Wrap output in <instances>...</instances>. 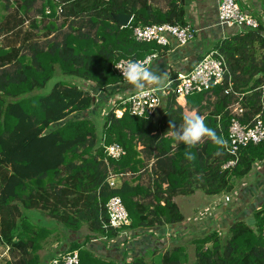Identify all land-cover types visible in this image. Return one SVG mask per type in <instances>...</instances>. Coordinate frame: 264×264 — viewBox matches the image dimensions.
Returning a JSON list of instances; mask_svg holds the SVG:
<instances>
[{
	"label": "trees",
	"instance_id": "trees-1",
	"mask_svg": "<svg viewBox=\"0 0 264 264\" xmlns=\"http://www.w3.org/2000/svg\"><path fill=\"white\" fill-rule=\"evenodd\" d=\"M0 2L7 12L0 19V37H21L18 46L0 45V240L22 253L19 264H50L66 251H77L79 264H154L151 257L161 247L149 249L145 238L131 257L129 247L106 248L118 236V230L108 227L109 198H121L129 229H160L183 222L176 197L196 191L211 197L231 193L256 163L264 161V144H250L239 151L233 168L222 169L231 158L226 151L230 107L239 103L244 123L256 115L264 123L261 26L244 28L218 42L214 48L228 70L224 81L185 98L186 106L196 109L225 143L218 145L205 136L188 146L172 128V123L182 126L186 117L174 95L168 96L157 119L155 114L136 117L128 111L116 117L109 108L100 133L93 120L114 90L106 96L96 93L120 82L114 63L143 59L160 50L154 42L135 41L132 29L164 23L185 26L183 0H165L164 10L152 0ZM119 14L132 17L127 27L115 19ZM26 22L30 30L23 29ZM57 71L59 79L40 95ZM112 143L125 151L117 160L104 154L103 145ZM110 175L121 176L119 186H109ZM258 182L259 187L250 186L261 201L253 211L255 221L234 219L224 239L213 230L195 240L194 264H264V183ZM243 188L242 193L249 191ZM32 211L62 225L64 242L58 252L38 256L41 241L57 227L32 223L27 215ZM83 225L88 233L80 240ZM104 237L106 241L98 242L105 248L102 254L87 248L93 239ZM106 251L120 252L123 258L111 259ZM184 251L177 246L164 252L161 264H184Z\"/></svg>",
	"mask_w": 264,
	"mask_h": 264
},
{
	"label": "built area",
	"instance_id": "built-area-1",
	"mask_svg": "<svg viewBox=\"0 0 264 264\" xmlns=\"http://www.w3.org/2000/svg\"><path fill=\"white\" fill-rule=\"evenodd\" d=\"M217 20L218 25L221 27L231 29H257L261 26L253 14L244 10L239 5L238 0H219ZM262 34H264V29ZM193 36L194 30L188 25L180 26L164 23L137 26L132 29V38L135 41L143 43L154 42L161 47L169 45V37L175 40L177 47H183L193 39ZM156 57L157 53L154 52L138 61L148 68ZM128 60L130 59H120L113 65V71L120 78V82L114 87H108L96 93V96H106L107 93L114 90L111 96L106 97L105 103L108 109L113 110L116 117H121L125 111L136 117L153 116L165 106L169 95H174L176 100L185 99L192 94L201 93L208 90L211 86L222 83L228 73L224 57L217 51H212L200 58L189 71L177 73L164 86H146L143 90H136L122 76V69ZM125 84L128 87L117 90V87ZM230 114L232 117L228 127L226 151L231 158L224 163L222 169H231L236 165L239 151L242 148L250 144H264V123L260 115H256L247 123L242 122L240 117L243 114V109L239 103H235L230 107ZM103 148L105 157L113 160H117L125 154L124 149L117 143L103 145ZM115 177L114 175L109 176L108 184L110 187L117 186ZM238 198V195L234 199L222 196L213 201L208 207L200 211L202 216L194 217L197 229L204 232L216 230L219 233V223L233 215L231 212L234 209V200L236 201ZM105 209L108 216V227L118 230L116 239L121 242V244L117 241L113 243L112 240H109L105 246L109 249L114 244H118L122 250L129 247V257L138 252L139 247L137 243H140L144 238L150 237V243L152 240L162 242L164 240L162 237L180 238L185 235V231L187 230L186 226H178L177 228H173L174 230L169 228L165 229V231L162 228L158 230H131L129 229L130 219L128 213L119 196L109 198L105 204ZM234 219L235 217H231L228 222L230 223ZM99 241H106V238L93 239L92 243H98ZM50 264H79V254L77 251L60 253L50 261Z\"/></svg>",
	"mask_w": 264,
	"mask_h": 264
},
{
	"label": "crops",
	"instance_id": "crops-1",
	"mask_svg": "<svg viewBox=\"0 0 264 264\" xmlns=\"http://www.w3.org/2000/svg\"><path fill=\"white\" fill-rule=\"evenodd\" d=\"M218 1L219 0H183V5L185 8L186 25L190 26L194 30L193 39L187 45L183 47H177L175 40L169 37V45L165 47L160 46V50L156 52L157 57L152 61L151 65L148 67L150 70H153L157 72L158 74H160V77H161L160 82L158 85L149 83L146 86H159V87L164 86L169 80L173 79L177 75V73L189 71L195 65V63L200 58H202L204 55L212 51H216L214 47L218 42L242 30V29H237V28H232V29L224 28L218 25V20H217ZM238 2H239V5L244 10L250 12L258 19L261 27L264 29V0H238ZM165 8H166V5L164 8H161V9L164 10ZM262 35L264 36V34ZM126 87H128V85L126 84L121 85L117 87V90L120 88H126ZM176 101L184 109L186 116L196 115V109L190 110L186 106V99H178ZM206 112L208 111H205L202 113H206ZM254 167H256L258 170L264 171V161L258 164H255ZM252 173H253V170L245 178L248 179L249 177H251V175H254V173L253 174ZM257 176L260 177L262 175L257 174ZM120 177L121 176L115 177V183L117 186H119L122 181V178ZM262 181L264 183V180ZM241 185L243 186L244 183ZM229 194L230 193L211 197V196H206L201 191H196L195 193L189 196L176 197L174 200L177 206L179 207L181 214L184 216V220L183 222L178 223V224L167 225L166 228H162V229H164V231L165 229H169V228H172L171 230H174L173 228H177L178 226H181V227L186 226L187 230L185 231V235H183L180 238L179 237H166V238L162 237L164 238L162 242L158 240L156 241L152 240L151 243L149 239L150 237H147L144 239V240H148L149 242L147 243L148 244L147 247L149 249L155 248V247L156 248L161 247L157 251H161L160 253H163V251L165 252L168 246L179 243L182 239L185 238V236L191 235L193 232H195V229L197 231L199 230L197 229L196 223L194 225L195 226L194 228L191 226V224L194 221L195 216L190 219L189 216L186 215L185 209H184L185 213L182 212L180 208L181 205L179 206L180 201L182 199L183 200L186 199L188 204H192L193 202L196 201L195 199L200 197V199L202 198L204 199V201L205 200L207 202L210 201L209 204H211L216 199L222 196H228ZM153 230H158V229L154 228ZM87 248L91 249L92 251H95L96 253H101V254L102 252L105 251L103 250L105 248L100 247L98 243L88 244ZM107 252L108 251L105 252L106 256L110 257L111 259L117 258L121 260L123 258L121 257L120 252L118 253L115 251H114L115 253L113 251L111 253L109 252L107 253ZM1 258H3V260L4 259L10 260L7 254H4L3 257ZM0 261H2V259H0Z\"/></svg>",
	"mask_w": 264,
	"mask_h": 264
},
{
	"label": "rangeland",
	"instance_id": "rangeland-1",
	"mask_svg": "<svg viewBox=\"0 0 264 264\" xmlns=\"http://www.w3.org/2000/svg\"><path fill=\"white\" fill-rule=\"evenodd\" d=\"M17 1H19V0H17ZM152 4L155 7L157 6V7L164 8L165 7V0H152ZM3 5L4 4L0 2V19H1V17H3L7 13L3 9V7H2ZM37 5H39V3ZM12 7H14V6H12ZM11 11L13 12L12 8H11V10H9V12H11ZM23 29L30 30L31 28H29V23L26 22L23 26ZM20 38H21L20 36L14 37L12 35L7 36V37H0V45L8 44V45L18 46L21 42ZM59 74H60V72L57 71V75L46 85V87L42 91L39 92L40 95H45L50 91L54 82L57 79H59V77H60ZM76 83L81 84V82L79 80H76ZM107 110H108V107H106V105L104 103V105L102 106V109H101L102 113H100V115L98 114V116H96V117H93V120L95 121V124L97 126V132L98 133H100V131H101L102 122H103L102 117L104 116V113ZM161 110L157 111V114L155 115L156 119L160 115ZM253 173H254V175H251V177H249L248 179L245 178V179L239 181L238 183H236L234 188H233V191L228 195V197L233 198V199L236 197V195H238L239 198L236 199V201L234 200L236 206H235V204H233L234 209L231 212V213H233V215L229 216L227 218V220H223L222 222L219 223V230H220L219 236L221 239H224L228 235V226L230 225L228 221H229V219H231V217H235V219H245L244 221L248 224H251L253 221H255L253 211L257 210V207L260 205L261 201H260V197L258 195H255V194L253 195V192L250 188L253 185L259 187L258 186V183H259L258 179L264 180V171L258 170L256 167H254ZM257 174L262 175V176L258 177ZM243 183H244V185L242 186L241 184H243ZM251 184H252V186H251ZM241 188H243V190L247 188V189H249V191L246 193H242ZM241 198L245 202V204L242 203L240 205ZM195 200L196 201L193 202L192 204H188L186 199H184V200L182 199L180 201V204H179V206L181 205L183 207L182 208L180 206L182 212L185 213V211H186V215L189 216L190 219L194 216L195 217L202 216L200 214V211H202L204 208H206L210 205L209 204L210 201L209 202H207L206 200L204 201V199H202V198L200 199V197H198ZM178 203H179V201H178ZM184 209H185V211H184ZM27 215H28L29 219L31 220V222L34 224H39L43 227H46L47 229H50V228L53 229L54 226L57 227V230H55V229L52 230V233L49 236H47L43 241H41V243H40L41 249L37 253L38 256L40 258H43L44 256H46L47 253L58 252L62 248V243L64 242V238H63V234H62L63 233L62 232V230H63L62 225H60V224L55 225L56 222L54 221V219H52L51 217H47L45 214L39 213L37 211L28 212ZM194 225H195V223L193 221L191 226L194 228L195 227ZM87 233H88L87 227L85 225H83L80 229V232H78L79 236H77V238L83 239V236ZM205 233H208V232H204L200 229L197 231L195 229V232H193L191 235L185 236V238L182 239L179 243L168 246L166 248L165 252L172 249L173 247L183 246L184 250H185L184 253H185V258H186V261L184 264H194V262H195V246H196L194 241L202 238ZM115 241H117L121 244V242L118 241L116 238L112 240L113 243ZM95 243L96 242H94L92 244H95ZM111 244H109V245H111ZM102 246H103V244H102ZM67 247H65V248H67ZM114 248H116L117 251L118 250L122 251V248H120V246L118 244H114ZM160 252L161 251H158L155 255H153L151 257V261L154 264H161V257H162V254H164V251H163V253H160ZM4 254L8 255L12 264L13 263L19 264L18 262L22 259V253L18 249H15L11 246L6 247L1 243V240H0V255H2V256H0V259L3 260V258H1V257H3Z\"/></svg>",
	"mask_w": 264,
	"mask_h": 264
},
{
	"label": "clouds",
	"instance_id": "clouds-1",
	"mask_svg": "<svg viewBox=\"0 0 264 264\" xmlns=\"http://www.w3.org/2000/svg\"><path fill=\"white\" fill-rule=\"evenodd\" d=\"M122 76L136 90L145 89L149 83L158 85L161 78L160 74L144 67L138 60H128L122 69ZM172 128L175 129L173 131L176 138L188 146L196 145L205 136L211 138L218 145L225 143L214 129L205 124L200 115L186 116L182 126L176 127L172 123Z\"/></svg>",
	"mask_w": 264,
	"mask_h": 264
},
{
	"label": "water",
	"instance_id": "water-1",
	"mask_svg": "<svg viewBox=\"0 0 264 264\" xmlns=\"http://www.w3.org/2000/svg\"><path fill=\"white\" fill-rule=\"evenodd\" d=\"M115 19L118 21L121 27H127L131 21V16L125 14H119L115 16Z\"/></svg>",
	"mask_w": 264,
	"mask_h": 264
}]
</instances>
